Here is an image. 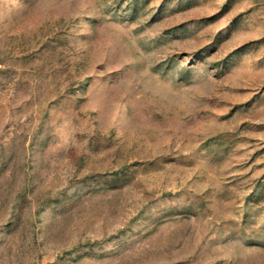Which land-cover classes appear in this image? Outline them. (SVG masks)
Here are the masks:
<instances>
[{"label":"rangeland","instance_id":"rangeland-1","mask_svg":"<svg viewBox=\"0 0 264 264\" xmlns=\"http://www.w3.org/2000/svg\"><path fill=\"white\" fill-rule=\"evenodd\" d=\"M0 264H264V0H0Z\"/></svg>","mask_w":264,"mask_h":264}]
</instances>
